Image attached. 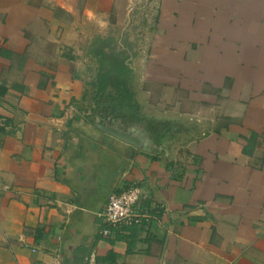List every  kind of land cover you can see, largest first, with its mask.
Returning <instances> with one entry per match:
<instances>
[{
	"label": "crops",
	"instance_id": "0c3cea01",
	"mask_svg": "<svg viewBox=\"0 0 264 264\" xmlns=\"http://www.w3.org/2000/svg\"><path fill=\"white\" fill-rule=\"evenodd\" d=\"M112 31L167 157L85 114ZM0 119V264H264V0H0ZM133 188L137 222L103 236Z\"/></svg>",
	"mask_w": 264,
	"mask_h": 264
},
{
	"label": "trees",
	"instance_id": "16d2710c",
	"mask_svg": "<svg viewBox=\"0 0 264 264\" xmlns=\"http://www.w3.org/2000/svg\"><path fill=\"white\" fill-rule=\"evenodd\" d=\"M130 50H117L113 39L109 38L97 39L89 50L97 70L89 84L92 97L104 98V104L112 109L129 108L132 103V72L127 63Z\"/></svg>",
	"mask_w": 264,
	"mask_h": 264
},
{
	"label": "water",
	"instance_id": "95a60500",
	"mask_svg": "<svg viewBox=\"0 0 264 264\" xmlns=\"http://www.w3.org/2000/svg\"><path fill=\"white\" fill-rule=\"evenodd\" d=\"M104 115H99L92 120V124L99 132L119 141L134 149L147 154L163 153L167 157V143L171 134L160 132L158 125L165 124V121H154L144 118L134 112L124 109L122 116L114 119L112 116L108 120H102ZM153 128V129H152Z\"/></svg>",
	"mask_w": 264,
	"mask_h": 264
},
{
	"label": "built area",
	"instance_id": "2783aa9c",
	"mask_svg": "<svg viewBox=\"0 0 264 264\" xmlns=\"http://www.w3.org/2000/svg\"><path fill=\"white\" fill-rule=\"evenodd\" d=\"M3 123L0 119V128ZM140 192L133 188L121 193H113L108 196L105 208L99 214L98 218L105 225L102 231L103 236L110 234L109 228L132 225L137 222L135 206L139 199ZM33 251V250H32Z\"/></svg>",
	"mask_w": 264,
	"mask_h": 264
},
{
	"label": "flooded vegetation",
	"instance_id": "af4514ba",
	"mask_svg": "<svg viewBox=\"0 0 264 264\" xmlns=\"http://www.w3.org/2000/svg\"><path fill=\"white\" fill-rule=\"evenodd\" d=\"M93 98V97H92ZM92 103L89 105L88 110L85 111V114H87V118L89 120H94L96 116L99 115V112H101L104 116L101 117L102 120H108V117L112 116L114 119L122 116V114L124 113V109L125 107L123 106V108L120 110H116V109H112V107H108L107 104H104V98L99 99V98H93L92 99ZM106 105V106H104ZM129 111L136 113L135 111V106L131 103V106H129V108H127ZM153 129V128H152ZM158 130L160 132H165V133H170V127H168V124H159L158 125Z\"/></svg>",
	"mask_w": 264,
	"mask_h": 264
},
{
	"label": "rangeland",
	"instance_id": "374dc122",
	"mask_svg": "<svg viewBox=\"0 0 264 264\" xmlns=\"http://www.w3.org/2000/svg\"><path fill=\"white\" fill-rule=\"evenodd\" d=\"M110 34L113 37V41H114L115 46L117 47V50H119V51L125 50L127 48V45H128V48H131L130 54L134 53V50L136 49L135 33H129L128 32L127 34L124 33L123 34L124 36H123L118 31H112ZM125 35H127V36L125 37ZM92 92H93L92 89H90V87H89L88 93L85 97L86 101H85V104L83 105L84 108L88 109L89 105L93 102L92 101V99H93L92 98Z\"/></svg>",
	"mask_w": 264,
	"mask_h": 264
}]
</instances>
